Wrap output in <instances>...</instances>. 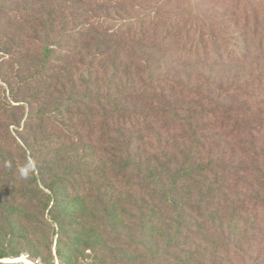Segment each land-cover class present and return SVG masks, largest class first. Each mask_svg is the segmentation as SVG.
Instances as JSON below:
<instances>
[{"label": "trees", "instance_id": "trees-1", "mask_svg": "<svg viewBox=\"0 0 264 264\" xmlns=\"http://www.w3.org/2000/svg\"><path fill=\"white\" fill-rule=\"evenodd\" d=\"M88 6L122 8L129 15L115 23L70 22L69 11L85 14ZM8 8L11 17L34 16L45 35L37 38L43 42L33 67L21 65L19 48L12 49L13 72L19 77L24 71L19 85L28 94L21 131L33 142L27 174L15 175L13 166L5 175L3 201L33 203L39 197L32 189L50 175L44 185L49 195L40 202L44 210L51 206L58 228L57 257L61 232L73 227L66 196L101 199L111 188L152 207L145 224L169 220L161 249L142 238L132 245L133 254L146 253L148 264H201L212 240L222 241L217 250L236 263L261 264L251 252L264 243V0H0V11ZM67 25L73 29L65 36ZM57 45L62 49L53 60ZM84 50L91 55L87 67H75L76 56L86 60ZM22 108L1 103L0 121ZM0 139H9L1 124ZM82 143L86 153L99 156L98 165L62 168L50 162V150H75ZM250 218L261 226L242 222ZM239 224L250 233L247 245L235 231ZM112 235L107 247L113 255L125 236ZM9 256L0 249V260Z\"/></svg>", "mask_w": 264, "mask_h": 264}, {"label": "rangeland", "instance_id": "rangeland-1", "mask_svg": "<svg viewBox=\"0 0 264 264\" xmlns=\"http://www.w3.org/2000/svg\"><path fill=\"white\" fill-rule=\"evenodd\" d=\"M4 9L6 10V8ZM9 9L11 8H8V12L0 11V104L6 103L23 108L18 112L12 111L4 114L0 121V124L8 130L9 135V139L5 143L0 139L2 142L0 143V249L11 255L0 262L3 264H148L149 258L146 253L133 254L132 245L142 238L143 242L148 246L152 245L153 249H161L169 238L171 227L168 225L169 220L167 219H158L154 226L145 224L146 221H149L152 207L146 206L144 200L131 195L129 191L114 192L115 190H110L111 188L109 190L104 188L108 192L103 190L104 192L101 193L103 196L98 199L96 194L88 193L66 196L65 192L61 190L60 195L68 197L71 201L66 209L71 215L68 224L72 223L73 227L68 226L61 232L63 233V237L61 236L63 242L59 248L62 256L59 258L56 254L58 235H55L58 228L53 229L52 226L51 216L48 213L51 206L46 210L43 207V202L49 195V190L45 189L44 185L48 184L50 175H47L37 187L32 189V193L38 194L39 197L33 203L25 204V206L22 200L16 198L10 199L8 203L3 201V196L7 195L2 187L8 181L5 175L13 166L17 168L15 175L20 174L22 169L28 167L30 161L28 163L26 161L32 154L29 147L33 142L32 138L25 137L24 132L21 131L29 107L24 98L28 94L26 89L19 85L24 71L19 77L13 72V68L17 66V60L11 59L12 49L15 52L19 48L16 54L21 65L33 67L31 65L38 54V44L43 42L40 39H43L45 35L36 27L35 21L32 19L34 16L28 17V20L24 21L20 19L19 12H15L16 15L11 17ZM86 9L88 10L85 14V10L76 9L75 12L82 13L78 16H74L73 10L69 11L67 15L70 22L72 23V17H79L82 19L80 22L84 18H88L89 21L110 20L115 23L119 18L123 19L129 15L124 14L122 8L112 6H88ZM72 27L71 25L66 26V29L63 30L65 36L71 33ZM106 28V32H111L114 26L108 24ZM38 37L40 39H37ZM103 38L109 39L107 35H103ZM111 43L113 46H119L118 42L114 40ZM62 45L55 47L53 60L59 57ZM128 49V47L125 48V53ZM20 50L22 51L20 52ZM80 50L82 48L77 51ZM83 52L86 54V60H80V56H76L73 64L75 67L77 65L80 68L87 67L91 55H87L85 50ZM67 63L68 58L64 59L63 65ZM49 86L51 87L49 84L46 88ZM41 92L43 91L41 90ZM34 108L37 109V107ZM24 142L27 144L25 145ZM87 148V144L82 143L75 146V150L68 147L50 150V162H57L62 168H66L69 164H76L81 169H89L98 165L100 159L96 154L86 153ZM38 164L41 165L40 162ZM6 165L7 169L4 168ZM19 178L20 176L13 177L17 181ZM28 180L26 177L24 182L27 183ZM15 184L17 187H22L20 182ZM112 191L113 193H111ZM144 208L145 210H143ZM222 220H224L223 230L229 233L230 229H228L226 218L224 217ZM252 221L253 219L250 218L242 222H247L248 226L252 225L256 228L262 224L261 221L257 223H252ZM243 230L239 224L235 231L242 238L243 244L247 245L251 236L249 232L245 233ZM112 233H122L125 236L122 243H117L113 255L107 247L114 238ZM221 242L212 240L208 254L204 256L206 260L201 264L209 262L211 257L214 258V264H241L240 262L236 263L233 256H225L217 250L224 246ZM50 247L51 253L49 254ZM104 252L108 256L104 257L102 255ZM251 254L253 257L259 256L260 263L264 264V243L254 248ZM16 255L19 256L12 258Z\"/></svg>", "mask_w": 264, "mask_h": 264}, {"label": "clouds", "instance_id": "clouds-1", "mask_svg": "<svg viewBox=\"0 0 264 264\" xmlns=\"http://www.w3.org/2000/svg\"><path fill=\"white\" fill-rule=\"evenodd\" d=\"M21 174H22V175H26L27 173L22 169V170H21Z\"/></svg>", "mask_w": 264, "mask_h": 264}, {"label": "built area", "instance_id": "built-area-1", "mask_svg": "<svg viewBox=\"0 0 264 264\" xmlns=\"http://www.w3.org/2000/svg\"><path fill=\"white\" fill-rule=\"evenodd\" d=\"M22 262V261H21ZM57 264H59V263H57Z\"/></svg>", "mask_w": 264, "mask_h": 264}]
</instances>
